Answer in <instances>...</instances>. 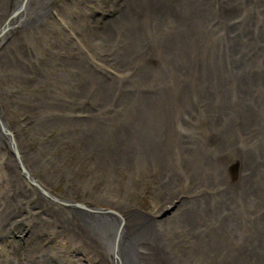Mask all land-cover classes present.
<instances>
[{"label":"bare ground","instance_id":"1","mask_svg":"<svg viewBox=\"0 0 264 264\" xmlns=\"http://www.w3.org/2000/svg\"><path fill=\"white\" fill-rule=\"evenodd\" d=\"M121 1L128 3L129 6L136 9L138 11L137 15L132 17L129 13L118 12V15L114 18L115 20L110 22L111 24L107 25L102 33L100 32V35L97 34V36H94L90 32L92 30L91 28H82L74 41V47H79V53L75 51L76 48L72 50V47L66 51H61L64 52V55L59 58L65 63L63 66L65 68L69 67L67 66L69 60L76 59L79 62L76 63L75 66H78L85 62L84 59H89L87 62L92 69L104 73V76L108 75L106 71L107 68L102 66L103 64L101 61L109 60V63H111L118 49L114 51L112 55L107 51L108 55L101 52L103 54L100 56L98 42L114 35L123 36L125 34L133 37V40H135L134 42H137V44L138 41L139 43L142 42L141 48L143 51L141 50V54L144 55L143 58H145L146 61L151 58L157 61L155 57L162 52L169 56L170 60L168 64L164 65L159 70H155V67H148L147 63V67L142 70L145 72L144 74L147 75L144 81V87L147 86L151 78L155 79L154 85L159 86L161 82L166 83L162 81L163 79L168 77L176 78L179 76V80L175 83L174 94L176 96L180 94V96H177L178 99L182 101L179 111H188L190 113L187 115L188 118H184L183 123L186 125L182 124V126H188L189 129L186 128L187 130L183 131L182 127L170 129L173 126H169L170 128L168 127L165 132L172 137L170 140L174 146H172L171 149H174L177 153H173L171 156L169 152L170 149H168L162 156L159 158L157 157L156 163L154 164L156 166L155 168L151 167L153 168L151 169L150 166L145 168L151 169L149 174L154 173L163 186H169L168 191L170 197L172 196L171 201L177 203L179 208L176 205H171L161 212L141 215L137 210L138 205L136 202L127 199V195L120 196V193L116 194L114 189L118 187L119 183L117 184L115 176H112V163H115L114 156H116V150L119 149V146H109L105 148L111 156L110 159L107 157L100 158L95 164L90 160V165L93 164V167L96 168L90 179H87V177L86 181H82L81 183L77 180L73 181L77 182V184H79L77 186L81 189L80 194L83 198L81 202L77 201L74 190H70L69 193L71 194L67 193L62 196V198L57 197L52 191L54 190L53 184L58 176L56 177V173L53 171L50 164L55 161V157H53V159L46 157L45 152H47L48 149L43 151V148H40L38 151L34 152L27 149L28 147H25L26 143L23 141V136H19V133L16 134L14 131L15 126L12 125V119L14 117L9 115L10 111H3V106L9 104L7 100L3 99L5 94L0 91V150L7 151L9 147H11L15 153V155H13L10 152H2L0 157V186L8 183L7 181L11 182L12 180H17L19 182L18 186L20 191H24L30 198L28 203L19 206L18 210H22V212L13 211L18 214L23 213L22 215H24V212L27 214L24 216L21 215L17 220L15 219V221L11 223H9V220L2 221L0 223V232H5V229L12 228L15 223H19L22 227L25 226L27 228L28 226L29 229L32 226L45 233L48 223L44 225L41 223L44 221L42 216L50 217V214L46 213L50 211L53 214V216H51L52 218L62 217L60 214L66 217L65 239H67L68 242L67 264H199L202 262L200 257L203 258L207 255V252L214 250L212 245L217 242L218 232L222 233L227 223L228 229H226L229 231L228 233L231 235L232 233L230 231H233L235 235L238 236L239 240L233 242L234 237L230 236L227 238H219V241L224 240L228 242L232 240V244L235 243L241 250L240 253L235 250L234 255L228 253L230 261L227 260V262L223 264H264V185H260L262 182L256 180L258 176L261 177L264 174L263 168V170L257 169L262 165V163H260L261 161L259 162V156H261L264 162V150L260 146L261 143H259L260 145L257 149H254V147L250 145L241 148L238 145H234L239 143H237L238 139H234L233 137L242 136L245 138L246 135L240 130L223 129L224 127H229L230 124L219 125L212 119L203 120V124L192 122L193 118H196L200 112L207 113L208 117L212 116L213 113L206 105L200 107L198 106L199 103H194L192 106L189 102L195 96H199L203 89L206 88L203 75L208 74L215 76L222 73L223 77H225V75L228 77L227 72H232L233 68L242 66L241 64L244 61L242 57L246 55L248 43L256 45L258 48H263L261 44L264 43V41L262 40L261 31H259L258 26L264 25V19H260L257 25L252 23L250 26H245L239 22L248 15V12L237 11L234 19H232L233 15L228 12L231 9L240 7L244 3L251 5L258 4L262 8V12H264V0ZM54 2H56V0H20L19 5L16 6V0H8L6 4V19L4 18V21L1 20L4 22V26H0V32H3L5 28L4 32L2 34L0 33V49L4 47L8 36L15 33L17 34V32L26 29L24 26L25 21L34 24L37 18H43L46 13L41 12V10H44L47 5ZM75 7L76 6L70 8L68 12L69 15L72 14V17H74L73 14L77 15L76 17L78 18L76 19L79 20L82 17L83 19L91 17L90 8L84 6L83 10L79 8L78 11H75ZM19 8L21 9L20 12L17 13L16 16L10 18ZM165 23H167L166 25H168V23L172 25L173 31L169 34L162 33L157 39H152L151 35L163 27ZM71 30L75 31L74 29ZM221 33L231 35V40L226 37L218 44L215 38ZM195 34L200 35L194 38ZM57 36L52 35L48 30H42L40 36L42 40L40 44H53ZM62 36L65 37L66 35ZM45 40H47L46 43ZM149 43L153 44V48L158 50L161 49V51H149L146 47ZM11 45L14 46L15 50L20 48L18 39L12 41ZM11 45L6 49H9ZM6 49L4 47L2 51ZM239 50L240 57L236 54ZM219 52L222 54L221 59L219 58ZM32 54L34 55L35 51ZM250 66L254 67L253 65ZM250 66H245L244 68ZM64 69L57 67L54 73L57 71L65 73ZM243 69H240L239 72L242 73ZM247 77L248 75H244L243 77L246 78V83L249 80ZM263 77L262 79H264ZM250 78L252 80L254 77L252 76ZM85 83L88 84L86 80ZM253 84L257 87L256 83L253 82ZM195 85L197 86L195 87ZM211 85L212 88H215V86L218 88V86L222 84L212 83L208 87ZM252 86L247 87L248 92L251 91ZM160 87V90L167 96L168 88L165 89L166 86L164 88L163 85ZM160 90L158 88V94L153 97L149 96L148 93L144 91L143 100L148 104L156 101L158 102L159 96L161 95ZM59 91L57 88L56 90L49 89L48 94L51 95L52 99L56 100V98H58L62 100L63 98H61V93ZM244 96L248 99L250 93ZM6 98L12 102L18 103L19 106H25V103L18 99L17 92L15 91L13 96L9 95L6 96ZM30 105L31 104H26V107H30ZM232 106L234 107L231 109L232 111L223 108L222 112L224 114L228 113V116H231L236 111L241 119L245 114V112H243V107L237 109V105L234 103H232ZM261 108L264 111V105H262ZM60 114L61 113L56 115L59 116ZM181 115L184 117L183 114ZM78 118H80L81 121L93 120L94 122L83 121L82 126L86 128H83L81 133L79 131H74L75 135L65 140L66 142L75 140L73 144H76L78 139L81 143H85V145H81L84 146L87 151L92 149L95 152L96 150L93 147V144L96 143L93 138L97 137L91 135V130L102 132L103 135L108 134L112 138L120 141H123L124 138L119 133L126 134L128 139L132 137L131 122L127 123L122 128L107 131L103 126V122L99 119H92L91 115H85V117L82 118L79 116ZM234 122H237V120H234ZM209 125L211 127H209ZM199 126L201 128L207 127V130H204L205 135H198V140H196L193 138V134H197L194 131H197L196 127ZM218 126H221L219 129H222L220 134L225 133L229 135L224 141L218 140L217 136L214 135L215 129ZM87 128L89 129L87 130ZM191 130H194L192 131L193 134ZM188 132L192 135V140L186 141L190 143V146L183 148V139L187 136ZM83 135L85 137H83ZM86 138L87 142L85 141ZM34 140L35 139H31V141ZM63 143L64 142H62V144ZM200 146L203 148L202 151H200L202 163H208L209 166H211L212 174L205 180L202 178L194 181L183 180L184 175L192 173L194 170L181 167L182 165L185 167L189 164L190 158L188 154L193 151L192 148L199 149ZM225 146H230L232 149L236 147L237 150L234 154H227ZM77 151H80V149ZM77 151L73 152L68 148L66 154L72 155V153H77ZM215 152L218 153V158H216ZM83 153L87 155L85 151H83ZM95 153L98 154V152ZM237 156L238 158H236ZM59 157L60 156H57L56 158ZM220 161H223L221 166L218 165ZM236 163L241 164L240 177L237 175L235 179L238 178V181L233 182L229 180V168ZM204 165L206 164L202 166ZM202 166L200 168H202ZM69 171L70 168H68V172ZM98 175L106 177L104 185L106 188L103 191H95L89 195L87 190H90L94 183H96L95 181L99 179ZM136 176L140 178L146 175L136 173ZM128 177L132 176L129 175ZM225 180L229 181L231 184L225 183ZM73 182L70 185L71 187L74 186ZM184 183L187 185H184ZM220 184L222 185L218 186ZM32 185L39 188L43 195H41L37 189L33 188ZM9 191L10 188L4 185L2 189H0V197L8 198ZM249 196L254 197V202L251 204L249 203V207H246V199H248ZM4 206H6L5 203H3L1 208ZM7 207L8 206H6V208ZM26 208L27 210L31 209L33 213L29 211V214ZM169 209L171 211L168 213L167 211ZM179 210L180 213L178 214L177 211L179 212ZM237 212H243L245 216L237 217ZM175 214L178 215L175 217ZM167 217L172 220L170 219L166 222L165 219ZM228 222H230V225ZM233 223L236 224V226H233ZM215 224H220V226L214 229ZM0 238H7V233L5 232ZM49 241L50 240H48L45 245L43 244V246L38 245L32 248L33 253L27 260L28 264H54L53 259H51L53 255H51L48 248H46L49 246ZM172 243L174 247L175 245L181 247L184 244L188 245L192 243L194 248L197 247V251H192V248L186 246L187 249L184 251L186 255L183 254V256L177 257L173 253ZM226 245H219L221 247V253L224 255L229 251ZM11 248L16 251L15 247ZM1 254H4L5 257H0V264H23V262L19 261V259L8 252V248L0 249V255Z\"/></svg>","mask_w":264,"mask_h":264},{"label":"rangeland","instance_id":"2","mask_svg":"<svg viewBox=\"0 0 264 264\" xmlns=\"http://www.w3.org/2000/svg\"><path fill=\"white\" fill-rule=\"evenodd\" d=\"M7 1L8 0H0V26L4 24L3 19L6 17ZM16 1L17 4L15 5L18 6L20 0ZM74 6H76V9L74 8L75 11H78L79 8L83 10L84 6H86V8H90L91 17H86L84 19L82 17L80 20L76 19L78 17H76L77 15L75 14H73L74 17H72V14L69 15L68 12L69 9L73 8ZM237 11L248 12V15L239 22L240 24L245 26H250L252 23L257 25V22L260 19H264V12H262V8L258 4L251 5L244 3L238 8L229 10L228 13H231L233 15L232 19H234ZM41 12L46 13L43 18H37L34 24L31 22L27 23V21H25L24 26L26 29L24 31L21 30L17 32V34L15 33L8 36V39L4 44V47L6 49L9 45H11L12 41L18 39L20 48L15 50L14 46L11 45L9 49H6L4 51H2L4 47L0 49V91L5 94V96H3V99L7 100V103L9 104L7 106H3V111H10L9 115H12L14 117L12 119V125L15 126L14 131L16 134L19 133V136H23V141L26 143L25 147H28L27 149L34 152L38 151L40 148H43V151L48 149V151L45 152L46 157L49 159H53V157H55V161L50 163L53 171L56 173V177L58 176L53 184L54 190L52 192H54V195L62 198V196L67 193L71 194L69 193L70 190H74L77 201L81 202L83 199L80 194L81 189L77 186L79 184L73 181L77 180L81 183L82 181H86L87 177V179H90L91 175H93L94 171L96 170V168L93 167V164L90 165V160L95 164L100 158L107 157L108 159H110L111 156L109 155L107 150H105V148L109 146H119V149L116 150L117 154L116 156H114L115 163H112V176L114 175L116 183H119L118 187L114 189V191H116V194L120 193V196L127 195V199L136 202V204L138 205L137 210L141 215L158 213L163 211L167 207H170L171 205H176L179 208V205H177V203L171 201L172 196L170 197V193L168 191L169 186H163L161 181L157 176H155L154 173H149L151 169H153L151 167H156L154 164L156 163L157 157L159 158L160 156H162L163 153H166L168 149H170L169 152L171 156L173 155V153H177L174 149H171V147L174 146L172 144V141L170 140L172 137L165 131L169 126H173L172 128L169 127L170 129H177L182 127L183 131L187 130L186 128L189 129L188 126H182V124L186 125L185 123H183L184 118H186L190 113L188 111H179V108L182 105V101L178 99L177 96H180V94H177V96L174 94L175 83L179 80V76L176 78H165L162 81H165L166 83L161 82L159 86L154 85L155 79L151 78L147 86L144 87V81L146 80L145 78L147 75L142 71L147 67V63L148 67H155V70L161 69L164 65L168 64L170 60L169 56L166 53L162 52L160 55L155 57L157 61L153 58L146 61V59L143 58L144 55L141 54L142 42L139 43L138 41L137 44V42H134L135 40H133V37L129 35L127 36L125 34L123 36L114 35L104 40L100 39L101 41L99 40L100 42H98L100 56L103 53H106L108 55V52H110L112 55L113 52L118 49L117 54H115L111 63H109V60L102 59L103 62L101 61V63L103 64L102 66L107 68L106 71L108 75L104 76V73L92 69L87 62L89 59H84L85 62L79 64L78 66H75V64L79 61H77L76 59L69 60L67 62V66L69 67L65 68L63 67L65 63L61 58H59L60 56L64 55V52L61 51H66L72 47V50L76 48V46L74 47V41L78 32L82 30V28H91L92 30L90 32L94 36H97V34L100 35V32L102 33L107 25L111 24L110 22L115 20L114 18L116 15H118V12H126V14L129 13L130 16L133 17L137 15L138 11L129 6L128 3L121 0H56V2L47 5L44 10H41ZM166 24L167 23L164 24L165 26L163 25V27L152 34L151 38L157 39L158 36H160L162 33H171L173 31L172 25H170L169 23L168 25ZM258 27L259 31H261L260 34L262 36V40L264 41V25H259ZM71 29H74L75 31H72ZM42 30H48L54 36L59 35L55 39V43H47L46 45L40 44L42 40V38L40 37L42 34ZM62 35L66 36L63 37ZM199 35L200 34H195L194 38L199 37ZM226 37L231 40V35L222 33L215 39H217V43L219 44ZM46 42L47 40H45V43ZM261 45L263 46V48H258L256 45L248 43L246 55L245 57H242L244 59L243 63L241 64L242 66L233 68L232 72H227L228 77L226 75L225 77H223L222 73H219L215 76H211L208 74L203 75V79L206 83V88L203 89L202 93L199 96H195L189 102L192 106L194 105V103H199L198 106L200 107H204L206 105L207 108H209L213 113L212 116L208 117L207 113L200 112V114L196 118H193L192 122L203 124V120L212 119L219 125L230 124L229 127H224L223 129H234L238 131L240 130L246 135L245 138H243L242 136H234L233 138L238 139L237 143H239H233L234 145H238L241 148H245L246 146L250 145L251 147H254V149H257L260 145L259 143H261L260 146L264 150V111L261 108V106L264 105V79H262V77L264 76V43H262ZM146 47L149 51H161V49L158 50L153 48L152 43L147 44ZM31 51L32 53L35 51V54L33 55ZM75 51L79 53V47H77ZM239 53L240 50L236 53L238 57H240ZM221 57L222 54L221 52H219V58L221 59ZM187 59L190 60L189 58ZM250 65H253L254 67ZM245 66L250 67L244 68ZM57 67H60L61 69L65 68V73L59 71L54 73ZM240 69H243L242 73L239 72ZM244 75H248L247 79L249 80L247 83L245 82L246 78H243ZM252 76L254 78L251 80L250 77ZM85 80L88 82V84L85 83ZM253 82L257 84V87L255 86V84H253ZM212 83L222 85L218 86V88L220 89L216 88V86L215 88H212V85L208 87ZM161 84L164 86V88L166 86L165 89L168 88L167 96L160 90V86H162ZM196 86L197 85H195V87ZM251 86V91L248 92L247 87ZM56 88L58 89V91L60 90L59 92L61 93V98H63L62 100H59L58 98H56V100L52 99L51 95L48 94L49 89L56 90ZM158 88L161 91L158 102L156 101L154 103L148 104L143 100V94L145 92H147L149 96L153 97L158 94ZM14 91L17 92L18 99L25 103L24 107L22 105L19 106L18 103L12 102L11 100L6 98V96L9 95L13 96ZM249 93L250 96L247 99V97L244 95H247ZM48 97L50 100L48 99ZM232 103L237 105V109L243 107V112H245V114L241 117V119L239 118L236 111V113L234 112L231 116H228V113L224 114L222 112L223 108L225 110H231L232 108H234L232 106ZM26 104L31 105L30 107H26ZM157 104L159 107L157 106ZM43 109L47 110L44 111ZM58 109L60 112L58 111ZM59 113H61L59 116L56 115ZM181 114H183L184 117ZM85 115H91L92 119L101 120V122H103L105 130L107 131H113L115 129L122 128L127 123L131 122L132 137L128 139V136L126 134L119 133L124 138L123 141H120L118 139L112 138L108 134L103 135L102 132L91 130V135L97 137L93 138L96 141V143L93 144V147L96 149L95 152H98V154H96L92 149L90 151H87V149L82 146L85 145V143H81L78 139L76 144H73L75 140L66 142V138L75 135L74 131H79L81 133V130L83 128H86L82 126L83 121H93H81V119L78 118L79 116L81 118L85 117ZM51 116H53L54 118ZM234 120H237V122H234ZM209 127L211 126L209 125ZM219 127L221 126H218L215 129L214 135L217 136L218 140L224 141L229 137V135L225 133L220 134L222 129H219ZM88 129L89 128H87V130ZM196 130L197 131L191 130V132L194 131L197 133L193 134L192 132V134L194 135L193 138L198 140V135H205L204 130H207V127L201 128L199 126L196 127ZM201 130L203 131V133ZM83 137L85 136L83 135ZM31 139L35 140L31 141ZM190 140H192V135L190 134V132H188L187 136H185L183 139V148L190 146V143L186 142ZM85 141L87 142V138L85 139ZM62 142L64 143L62 144ZM225 147L227 154H234L237 150L236 147L233 149L230 146ZM68 148L73 152L79 149L80 151H77L78 154L74 153L75 156L73 153L72 155L66 154ZM202 149L203 148L200 146L199 149L192 148L193 151H191V153L189 151L190 154H188L187 152L190 158V162L185 167L182 165L181 168H191L194 171L192 173L184 175L183 180L194 181L199 178L205 180L209 176H211V166H209L208 163H202V160L200 158V151H202ZM83 151H85L87 155H85ZM2 152H10L15 155L11 147H9V150L7 151L0 150V157L2 155ZM215 155L216 158H218L217 152H215ZM57 156L60 157L56 158ZM236 158H238V156ZM259 162L262 163V165L257 169L263 170L264 162L261 156H259ZM222 163L223 161H220L218 165L221 166ZM203 164L206 165L202 166ZM238 164L239 163H236L229 168V180H232L233 182L238 181V178L235 179L237 175L240 177L241 164ZM147 166H150L151 169H146L145 167ZM201 166L202 168H200ZM68 168H70L69 172ZM234 169L236 172L235 175L233 173ZM136 173H142L146 176L139 178L136 176ZM197 174L200 176H198ZM129 175L132 177H128ZM98 177L99 179L95 181L96 183H94L92 188H90V190H87V193H89V195L95 191H103L106 188L104 186L106 177L102 175H98ZM261 177L264 178V174ZM261 177L258 176L256 180L258 182H262V184H258L264 185V179H262ZM7 182L8 183L0 186V189H2L4 185L10 188L8 198L0 197V205H3V203H5L6 206H8L7 208L6 206H4L3 208H1L2 205L0 206V223L2 221L8 220L9 223H11L15 221V219L17 220L23 213L18 214L14 212H22V210H18L19 206L21 204L28 203L30 199L28 194H25L24 191H20L18 186L19 182L17 180ZM72 182L74 186L71 187L70 185ZM127 183H129L130 185ZM225 183L231 184L226 180ZM184 185L187 184L184 183ZM221 185L222 184L218 186ZM32 187L37 189V191L40 192L41 195H43L39 188L33 185ZM253 202L254 197L249 196V198L246 199V207H249V205ZM180 210L179 212L177 211L178 214L180 213ZM26 211L29 214L30 212H32L31 209L27 210V208ZM170 211L171 210L169 209L167 212L169 213ZM46 213H49L50 217L42 216V218H44V221L41 222L43 225L48 223L45 233L32 226L28 229V226L26 228L25 226L22 227L19 223H15L12 228L5 229L7 238H0V249L8 248V252L19 259V261L23 262V264H28L27 260L33 253L32 248L38 245L43 246V244L45 245L48 240H50L49 246L46 248H48L50 254L53 255L51 256V259H53V263L67 264L68 242L67 239H65L66 217H64L63 214H60L62 217L52 218L51 216H53V214L50 211ZM26 214L27 213L24 212V215ZM178 214H175L174 216L176 217V215ZM236 215L237 217L245 216L243 215V212H237ZM168 218L169 217L165 219L166 222L171 219ZM228 224L230 225V222H228ZM217 226H220V224H215L214 229H216ZM233 226H236V224H234ZM226 228L228 229L227 223L225 228H223V232H218L217 242L212 245L214 250H211V252H207V255H205V257H200L202 262H200L199 264H223L227 262V260L230 261L228 253H232L234 255L235 250L236 252L240 253L241 248H239L235 243L232 244V240L228 242L224 240L219 241V238H227L230 236L234 237L233 242L235 240H239L238 236L235 235L233 231H230L232 233L230 235L228 233L229 231ZM5 232H0V236L4 235ZM184 245H182L181 247L175 245L174 247L172 243L173 253L175 254V256L181 257L183 256V254L186 255L184 253L185 249H187L186 246L192 248V251H197V247L194 248L192 243ZM219 245H226L229 251L225 255L222 254L220 250L221 247ZM11 247H15L16 251H14ZM0 257L4 258L5 255L1 254Z\"/></svg>","mask_w":264,"mask_h":264},{"label":"water","instance_id":"3","mask_svg":"<svg viewBox=\"0 0 264 264\" xmlns=\"http://www.w3.org/2000/svg\"><path fill=\"white\" fill-rule=\"evenodd\" d=\"M20 10H21V9L19 8V9H18V10H17V11H16V12L10 17V18L16 16V14L20 12ZM10 18H9V19H10ZM3 26H4V25H3ZM4 30H5V28H4ZM4 30H3V32H4ZM3 32L1 31L0 33L2 34ZM233 173H234V175L236 174L235 169L233 170Z\"/></svg>","mask_w":264,"mask_h":264}]
</instances>
